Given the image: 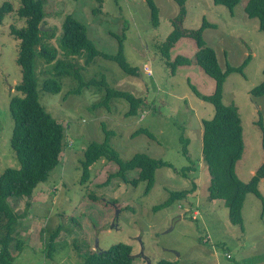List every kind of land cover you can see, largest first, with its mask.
Masks as SVG:
<instances>
[{"label": "rangeland", "instance_id": "obj_1", "mask_svg": "<svg viewBox=\"0 0 264 264\" xmlns=\"http://www.w3.org/2000/svg\"><path fill=\"white\" fill-rule=\"evenodd\" d=\"M4 1L12 3L14 9L19 4L18 0H0V4ZM154 2L156 25L151 22L145 0H103L98 13L91 10L97 6L96 0H46V28L54 29L56 37L61 34L65 14L85 23L87 36L105 52L117 51L114 34L119 35L126 60L138 67V73L126 74L115 61L97 56L81 69V78L57 76L61 90L51 94L42 90L41 84L52 75L35 56L39 102L65 126L66 138L59 163L47 179L30 197L10 198L20 214L10 243L12 264H81L89 252L106 250L117 242L131 245V264H155L162 258L180 264H264V179L258 185L261 197L253 193L245 196L240 225L229 220L222 199L207 198L210 176L201 159V121L213 115L214 106L199 98L192 87L208 95L215 83L193 62L171 71L156 45L174 28L180 5L178 0ZM243 4L241 0L230 11L212 0H185L181 27L196 29L203 18L215 25L204 28L202 35L214 49L221 70L226 64L237 66L249 56L241 72L228 74L222 88L223 103L235 104L241 117L244 150L235 173L246 182L264 160V94L249 93L264 78V31L259 29L257 18L247 16ZM22 24L13 12L6 13L0 24V174L6 168L20 167L9 144L14 123L8 103L21 78L15 60L17 40L9 26ZM196 49L194 40L183 36L169 50L168 59L173 61L181 55L192 60ZM80 79L94 81L80 86ZM103 79L110 87L143 98L138 112L126 114L129 104L122 98L94 106L104 99ZM73 88L79 90L68 93ZM138 128H147L153 137L133 134ZM106 131L120 159L141 152L171 166L156 169L154 183L146 192L145 182L131 185L113 177L106 183L117 165L100 157L89 168L87 181L81 183L79 161L83 151L91 141L102 142ZM180 137L188 139L189 158L181 152ZM187 166L183 175L181 169ZM135 173L129 171L127 177ZM191 179L196 189L186 199L152 209L163 203L170 191L191 188ZM60 226L57 236L50 240ZM15 239L22 240L18 248L13 246Z\"/></svg>", "mask_w": 264, "mask_h": 264}, {"label": "trees", "instance_id": "obj_2", "mask_svg": "<svg viewBox=\"0 0 264 264\" xmlns=\"http://www.w3.org/2000/svg\"><path fill=\"white\" fill-rule=\"evenodd\" d=\"M19 4L14 9L12 3L4 1L0 4V24L6 13L13 12L18 19L23 21L20 27L9 26V32L17 40L16 63L20 67L21 78L14 85L16 94L9 99L8 110L13 119L9 144L20 162L19 168H6L0 174V264H12L13 256L10 244L14 239L15 227L20 214L15 211L10 198L30 197L36 186L47 179L49 172L57 166L61 152L65 146L66 128L58 122L39 102L37 92L36 75L33 68V60L38 56L43 60V68L52 76L44 78L41 89L57 94L61 90V82L57 76L70 75L81 78V69L91 63L95 57L101 56L115 61L118 66L129 75H137L138 67L131 65L123 53V38L114 34L117 39V51L108 53L96 47L87 36L85 23L71 14H65L61 23V34L56 37L54 29L46 28L44 4L46 0H18ZM185 0H178L180 9L173 23L174 28L166 38L158 43L157 49L162 59L173 72L177 65L194 64L200 66L203 71L213 78L215 87L211 94H201L192 87L194 93L202 100L210 102L214 106V113L208 119H202L201 131V159L210 176L207 186L208 199H222L227 208L229 220L233 224H241V208L245 196L253 193L258 197L261 194L258 185L264 179V160L248 181L238 179L235 173L236 162L241 158L244 150L243 128L238 108L235 104H224L222 101V88L225 78L234 71L241 72L249 60V56L237 65L226 64L225 70H221L216 53L203 39V29L215 26L203 18L201 25L196 29H183L181 21L185 15ZM241 0H212L214 4H222L233 10ZM97 6L91 10L98 13L101 10L103 0H96ZM149 7L150 19L153 25L157 24V7L154 0H145ZM243 8L247 16L257 18L259 29L264 31V0H246ZM42 27V28H41ZM188 36L196 44L193 59L185 56H177L169 61V50L179 38ZM54 43L57 45L55 46ZM83 60V64L79 61ZM264 74V70H263ZM81 80V79H80ZM88 81H80V86L90 84ZM105 88V96L95 105L107 103L112 98H122L129 104L126 114H136L139 107L144 104L143 98L128 90L110 87L102 80ZM73 88L70 91H78ZM251 95L264 94V78L253 86ZM260 123V122H259ZM145 133L149 137L153 134L147 128H138L133 134ZM102 142L91 141L87 144L80 159L81 179L84 183L89 177V168L100 157H106L114 161L117 170L108 174L106 183L113 177L120 178L125 183L137 185L145 182L147 192L154 183V175L157 168L171 166L161 158L151 157L145 153H135L127 160L120 159L116 151L108 142L109 131ZM182 142L181 152L186 158L188 144L187 138L180 137ZM261 147L264 153V130H262ZM189 166L181 169L183 175ZM136 170L134 177L128 178L129 171ZM191 188L170 191L169 197L161 204L153 206V210L168 206L178 199H186L189 193L196 189V184L191 179ZM21 200V199H20ZM28 203L26 202V205ZM61 226L51 233L50 240L57 236ZM21 239H15L13 246L18 248ZM132 247L126 242H117L106 250L89 252L82 258L81 264H131ZM257 258L260 257L257 256ZM155 264H180L178 260L159 259Z\"/></svg>", "mask_w": 264, "mask_h": 264}, {"label": "bare ground", "instance_id": "obj_3", "mask_svg": "<svg viewBox=\"0 0 264 264\" xmlns=\"http://www.w3.org/2000/svg\"><path fill=\"white\" fill-rule=\"evenodd\" d=\"M70 143V141L68 142V144Z\"/></svg>", "mask_w": 264, "mask_h": 264}, {"label": "water", "instance_id": "obj_4", "mask_svg": "<svg viewBox=\"0 0 264 264\" xmlns=\"http://www.w3.org/2000/svg\"><path fill=\"white\" fill-rule=\"evenodd\" d=\"M42 28V27H41Z\"/></svg>", "mask_w": 264, "mask_h": 264}]
</instances>
